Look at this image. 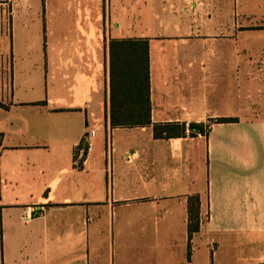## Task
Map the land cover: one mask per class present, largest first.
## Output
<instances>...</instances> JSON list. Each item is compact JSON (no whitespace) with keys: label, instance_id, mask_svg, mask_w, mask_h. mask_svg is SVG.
Segmentation results:
<instances>
[{"label":"crops","instance_id":"crops-1","mask_svg":"<svg viewBox=\"0 0 264 264\" xmlns=\"http://www.w3.org/2000/svg\"><path fill=\"white\" fill-rule=\"evenodd\" d=\"M29 1L0 0V264H264V0ZM121 39L148 43V124L110 125Z\"/></svg>","mask_w":264,"mask_h":264},{"label":"trees","instance_id":"trees-1","mask_svg":"<svg viewBox=\"0 0 264 264\" xmlns=\"http://www.w3.org/2000/svg\"><path fill=\"white\" fill-rule=\"evenodd\" d=\"M109 119L110 125L133 126L150 123V83L148 43L144 39L111 40L109 43ZM218 118L214 122L233 121ZM209 125L190 123L192 133L208 132ZM155 138L177 137L185 134L184 123L154 124ZM188 236L199 230V198L190 196L187 205ZM189 258V250L187 253Z\"/></svg>","mask_w":264,"mask_h":264},{"label":"rangeland","instance_id":"rangeland-1","mask_svg":"<svg viewBox=\"0 0 264 264\" xmlns=\"http://www.w3.org/2000/svg\"><path fill=\"white\" fill-rule=\"evenodd\" d=\"M42 1L43 0H30L29 4H28L31 7V8L29 7L30 11L32 12L33 9H35L38 12V10H37V9H39L38 7H42L41 6L42 5ZM79 1L80 0H45L46 5H50V6H52V5H58V6L61 5L60 7L65 6V7H68V8H70L72 6H75V5H78ZM92 1H94L97 5H99V2H100L102 7L104 6V1L103 0H84V2H88L89 4ZM20 6H21V3L19 5V8H20ZM47 37L49 38V33L48 32H47Z\"/></svg>","mask_w":264,"mask_h":264},{"label":"built area","instance_id":"built-area-1","mask_svg":"<svg viewBox=\"0 0 264 264\" xmlns=\"http://www.w3.org/2000/svg\"><path fill=\"white\" fill-rule=\"evenodd\" d=\"M93 132H89V134H92ZM87 133H85L82 136V139L80 140L79 144L76 146V156L78 158V160H80L79 164H83L84 163V157H85V152L86 149L88 148V141H87Z\"/></svg>","mask_w":264,"mask_h":264}]
</instances>
